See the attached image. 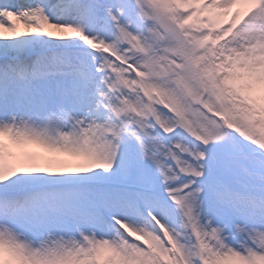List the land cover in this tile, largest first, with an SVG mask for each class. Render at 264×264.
I'll return each mask as SVG.
<instances>
[{"label":"snow or ice","instance_id":"snow-or-ice-1","mask_svg":"<svg viewBox=\"0 0 264 264\" xmlns=\"http://www.w3.org/2000/svg\"><path fill=\"white\" fill-rule=\"evenodd\" d=\"M0 264H264V0H0Z\"/></svg>","mask_w":264,"mask_h":264}]
</instances>
